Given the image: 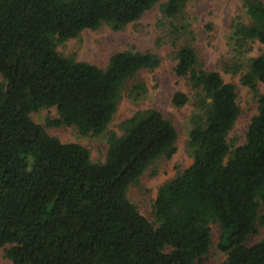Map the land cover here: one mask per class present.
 Wrapping results in <instances>:
<instances>
[{
    "label": "trees",
    "instance_id": "obj_1",
    "mask_svg": "<svg viewBox=\"0 0 264 264\" xmlns=\"http://www.w3.org/2000/svg\"><path fill=\"white\" fill-rule=\"evenodd\" d=\"M247 22L237 20L229 38L247 53L264 45V0H240ZM187 0H0V248L12 264H204L210 223L220 229L218 264H264V53L227 69L257 97L244 143L228 133L240 113L236 86L198 65L186 38ZM159 3L158 38L172 45L174 72L195 94L187 149L191 164L159 186L154 222L127 196L128 188L158 159L176 151L177 130L156 109L137 110L108 136L104 161L64 143L35 123L31 112L55 107L48 126H74L101 134L125 83L160 64L157 53L125 49L104 67L57 52V44L101 25L114 30ZM165 39V40H164ZM246 65L243 72L242 67ZM140 81L128 96L145 93ZM188 96L175 91L181 107Z\"/></svg>",
    "mask_w": 264,
    "mask_h": 264
},
{
    "label": "rangeland",
    "instance_id": "obj_2",
    "mask_svg": "<svg viewBox=\"0 0 264 264\" xmlns=\"http://www.w3.org/2000/svg\"><path fill=\"white\" fill-rule=\"evenodd\" d=\"M159 3L145 11L136 21L127 24L122 29L114 30L110 26L101 25L96 29H84L77 37L67 39L56 46L63 56L73 57L77 61L88 62L104 67L108 58L115 52L132 49L157 53L160 64L153 69L139 70L136 77L127 81L121 91L116 110L105 130L99 135H82L74 126H48V119L58 117L55 107H43L30 116L35 123L42 125L45 131L61 142H74L89 151L94 162L104 161L107 140L110 133L121 134L120 124L137 110L156 109L169 117L177 130L176 151L168 159H158L150 164L131 184L127 191L129 200L137 210L149 221L154 222L153 203L160 185L169 181L187 168L192 162V155L187 149L190 116L195 107V92L187 86L185 80L174 72L175 48L168 42L158 43V38H164L165 32L156 27L159 17ZM247 22L240 0H187L183 11V22L186 26V38L195 48L198 65L221 74L225 82L236 86L237 102L240 113L228 133L231 146H237L245 141V133L252 116L257 110V97L246 86L239 82V73L227 69L237 60H247L264 53V45L254 43L247 53L237 54L229 41L231 26L237 20ZM165 40V39H164ZM246 65L242 71L246 70ZM140 81L146 87L138 99L134 100L127 94L131 86ZM3 79L0 76V84ZM258 92L264 93V82L258 84ZM175 91L187 94L188 102L181 107L171 103ZM264 213V204L260 205ZM211 245L204 255V264H218L225 255L217 245L220 229L217 223H210ZM263 230L255 235L251 242L260 240ZM0 264H12L0 248Z\"/></svg>",
    "mask_w": 264,
    "mask_h": 264
}]
</instances>
